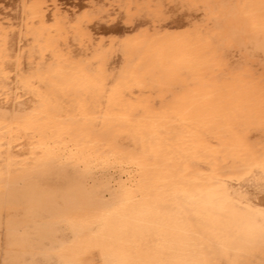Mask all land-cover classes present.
I'll use <instances>...</instances> for the list:
<instances>
[{
  "label": "flooded vegetation",
  "instance_id": "obj_1",
  "mask_svg": "<svg viewBox=\"0 0 264 264\" xmlns=\"http://www.w3.org/2000/svg\"><path fill=\"white\" fill-rule=\"evenodd\" d=\"M116 24L117 20L111 25ZM38 35L43 37V34ZM57 36L59 35H49L46 38L51 37L49 43H53L54 40H57ZM69 37L73 38L74 36L65 34L63 39L68 42L70 41ZM111 46L105 49L101 46L96 49L100 51L104 49L102 50L104 61L100 63L101 66L98 70L92 69L94 63L90 62L87 67L76 70L74 73L75 67L70 62L61 66L59 70L52 71L51 67L58 63L54 60L48 63L49 51L44 52V61L34 72L27 71L29 66L22 61L17 84L30 93H39L42 101L0 105V120L37 129L48 125L47 123L37 124L40 120H49L63 124V126L74 125L71 128L73 131L84 130L89 132L88 136L95 135L101 140L112 142L106 147L81 146L80 151L109 153L111 156L100 154L93 159H84L78 164L79 167L112 170L119 165L111 161L124 157H131L138 163V166H121L135 171L133 177L139 178L138 187L135 190L127 191L128 204L114 215L115 219L113 220L116 222L110 220L109 223L112 226L115 225V229L122 230L124 228L123 230L126 232L130 231L129 233L135 234L141 243L159 236L170 246L161 255L127 257L121 259L122 264H133V262L142 264H264V218L248 208L238 207L225 201L219 203V199L210 196L215 192L225 191V188L214 189L203 195L197 194L199 195L198 199L186 202L193 206L178 208L185 201V196L177 193L172 194L169 192L170 189L178 184L183 186L203 184H196L188 179L194 175L193 172L179 173V166L176 163L180 164L183 161L176 156L179 150L173 148L148 150L149 147L142 144V141L149 139L156 145L157 135L165 132L161 128L154 129L149 126V123L178 129L180 128L178 123L187 121L191 122L189 124H216L247 119L255 121L264 117V112L224 110V107L233 104L227 101L225 103H122L126 101V96L142 92L144 89L166 91L199 84L207 87V85L223 80L218 75L207 78V81L204 80L206 73L213 72L212 67L205 65L204 67L194 64V67L199 66V69H204V72L200 73V76L189 78L187 75L193 64H183L182 61H179L181 65L177 64L178 67L174 66L176 62L174 64L169 61H167L168 64L167 62L155 63L154 66V63L152 64L150 61V63L144 61L133 64V58L143 52L141 47L133 45L122 50L114 45ZM5 49L4 52L1 51V57L9 56V53L8 55L4 54L8 52L7 47ZM36 52L34 47L27 49L21 54L20 60H25L28 56L33 58ZM121 53L128 56V59L118 72L112 67V63L115 55ZM2 64L6 66L7 63L4 61ZM4 65V69L0 68V74L3 71L6 72ZM45 72L47 74L43 75ZM93 72H96L97 75ZM149 72L153 75H149ZM11 79L12 76H0V89H4L2 94L11 95L9 92V89H12ZM227 81L229 80L225 79L223 82ZM258 82L260 83V81H255V83ZM230 83L232 88L239 89L257 87L261 84L256 85L252 81L241 79L231 80ZM112 84L118 88L110 95H106ZM197 95L199 94H194L193 97ZM218 96L214 95L212 100L232 98L223 94ZM238 97L245 100L241 104L264 102L261 96L255 97V95H247L245 98L237 96L232 99L237 100ZM106 99L113 103H104ZM76 101L82 103H74ZM216 130L220 137L221 135L226 136L220 127L214 125L199 126L186 131L182 129L189 139L200 143L192 146L189 150L190 153L204 155L218 161L211 170L224 173L225 171H221L224 166L221 162L223 157L219 154L224 148L213 149L204 146L211 133ZM140 135L143 140L137 138ZM163 142L164 139L159 138L158 143L162 144ZM190 153L181 155V158L188 160L194 168H206V164L192 161ZM138 196H141L140 201L135 200ZM163 209L165 211H162Z\"/></svg>",
  "mask_w": 264,
  "mask_h": 264
},
{
  "label": "rangeland",
  "instance_id": "obj_2",
  "mask_svg": "<svg viewBox=\"0 0 264 264\" xmlns=\"http://www.w3.org/2000/svg\"><path fill=\"white\" fill-rule=\"evenodd\" d=\"M42 1H39V0H22L21 1L20 0V3L16 6H14L13 8H11V7L6 8V7L0 6V42L2 41L3 38L8 36L6 34V32L8 33V31H9V33H8L9 35H11L10 32H12V34L14 33V42H13L14 44L13 43L11 44L10 49H11V51L14 50L13 53L15 54V56H13L14 54H12V56H8L9 58H11L10 62L11 63L13 62L12 64L10 62H8V60H6V59H9L7 57L5 59H0V63H2L4 60L8 62L6 64V66H8L6 69L9 70V71L7 70L6 72L3 71L0 74V76H6V75L12 76V79L10 80L11 85H12V87H11L12 89H9V92H11V95L2 94V91L4 89H0V105H4L5 103H11V104L38 103V102L42 101L41 95L39 93H30L29 91L23 90L22 88H20L19 85L17 84L18 83V81H17L18 80L17 79L18 73H19V69L21 68L20 66H21L22 61H24L27 66H29L27 71L34 72V71H36V69L40 65V63L42 61H44V58H43L44 52L49 51L50 54L48 57V63H51L53 60L58 63V65L51 67L52 71L59 70L61 68V66H64L70 62H72L71 65L73 67H75V69L73 70L74 73L76 72V70H81L82 68L87 67V65L90 62L94 63L92 69L96 70L101 65L99 63L104 61V55L102 54L103 53L102 50H104V49H102L101 51L96 50V49L101 47L100 45L103 43H107L105 45L107 47H109L108 45H110V44H113V43L116 44L117 43L118 45L119 44L122 45L121 47L123 49L126 47H131L133 45H135L137 47H141L143 49V52L138 53L133 58V60H134L133 64L143 63L144 61H146L147 63L151 62L154 64L155 63L163 64V63H166L167 61L172 62V63H174L176 61H182L183 63L187 62L188 63L187 65H190V64H195V65L200 64V66H202V65L209 66L210 65V67L212 66L213 72L212 73H206V77L204 78V80H206L209 77H213L215 75H218V77H220L223 81L225 79L229 80L227 82H223V81L215 82L212 85H207V87H203L201 84H199V85H195V86L178 87V88H174V89H170V90H166V91H162L161 89H154L152 91H149V89H144L142 92H137V93L130 94L129 96H126L125 97L126 101H124L122 103H225L227 101L228 103H233V104H231L227 107H224L223 108L224 110L249 111V112H260V111H262V112H264V103L263 104L262 103H244V104H241L245 100L239 99V98L237 100H233V99L226 100L225 98L224 99L217 98L215 100L214 99L212 100V98H214L213 97L214 95H216V97H217L218 95L223 94L226 97H229V96L232 97L234 94H232L231 92L238 93L241 96H247V95L253 96V95H258L259 93L264 92V85H261V84L258 85L257 87H248L246 89H239V88H232L231 87L230 82H231V80H234V79H237V80L241 79L243 81L249 80V81L255 82V81H259L261 79H264V77L261 78V76L260 77L257 76V75H260V73L256 74L257 73L256 68L252 69V65L256 63V61H254V59H251V58L248 59V57L247 58L242 57L244 54L246 55V50H247V53L249 51L248 47L245 45H249L250 40L251 39L253 40V38L248 37V39H249L248 40V39H246V37L244 39V35H242L243 39H241V37L238 36L237 38L239 39V37H240L241 40L239 42H237L236 46L231 47L232 49L228 48L230 46L227 44V41H225V42L220 41V40H222L221 38H223V37H221V35H222V33H224V30H222V32H220L221 30L217 31L220 28L217 30L214 28L216 26L215 24L220 25V23H221V25H220L221 28H222V26H223V28H225V27H227V25H225L227 23L225 22L224 18H223L224 20H222L223 23L220 22L222 19V16L220 14H217L214 11V9L209 11V10H206L204 8L200 9V8L196 7V9H198V10L195 9V11H194V7H192V6H187L186 8H184L185 6L181 7L180 9H182V12L186 13L185 17H184L185 19L183 22L184 25H182V27L177 28V29H169L168 30V29H155L156 26L158 27L159 23L153 21V19H152L153 17H151L148 14L145 15L144 17H142V19L140 18L141 21H138L137 24L130 21L128 18H125V16H124V15L129 16L130 8L137 7L138 5L146 6V7L149 6L148 7V12H149L153 9L152 7L157 5L158 0H156V1L155 0H142L138 4H136V3L132 4L130 0H96L95 3L92 0H83L82 4L86 5L87 6L86 8H84L83 10L79 9L80 11L78 12V9L76 10L75 7L69 6V8L72 7V9L70 8L71 11H67V14H66V12H64L65 13L64 14V13H61L62 11H58V9H56L54 7L55 4L51 5L52 3H50V7H48L49 2L46 3L47 1H43L45 3L44 4ZM90 1H92V2H90ZM204 1L209 2V0H204ZM210 1L214 5L217 6V5L221 4L222 0L221 1L220 0L219 1L218 0H210ZM225 1L226 2H223L224 6H226V3L228 5H231L232 7L237 6V9L234 10L235 12H233L234 16L243 14L242 17H245L246 16L245 14H247L249 10H252L253 8L257 7L258 4L262 3L264 0H254V1H252V0H228V1L225 0ZM244 3H245V5H243ZM232 4H236V5H232ZM91 6L93 7V9L91 8ZM88 7L91 9H89ZM101 7H102V9H101ZM35 8H36V10H37V8L38 9L42 8L41 10H39L42 13L40 12L41 14L40 13L37 14L35 12L36 11ZM65 8H68V7H65ZM65 8H64V10L66 11ZM187 8L188 9L190 8V9L188 10ZM86 9H88L89 11H91V10L92 11H94V10L98 11V9L99 10L101 9L100 11L102 13L108 12V11L113 12V11H119L120 10V11H123L122 12L123 14L121 15L122 19L120 17H119L120 19L119 18L116 19L114 16L112 18L111 17L108 18L107 20L104 19L105 21L100 20L101 22H99V23L97 21V24H99L101 29H104V30H100L99 28H94V30H95L93 32L94 34L93 35L91 34V36L89 35L86 38V37H83V35L86 34L88 31H90L89 30L90 28L89 29L86 28V29H88V31H85V30H83V29H85V27H81V26L85 25V23H84L85 20L88 23V20L90 19L88 24H91V18L90 17L87 18V16H85V14H87L86 11H88ZM20 10H22V12ZM74 10H75V12H78V13L73 12ZM183 10H185V11H183ZM39 11H37V12H39ZM100 11H99V13H100ZM11 12H13V13H11ZM16 12H17V18L14 21H11L9 18V13H11V14L15 13L16 14ZM68 12H70L69 15H68ZM71 14H73V15L71 16ZM44 15L47 16V17H45L46 19H44ZM64 15L69 16V17H64ZM247 16H248V14H247ZM205 17L208 20L211 18V20H209L211 22H207V20H205ZM220 17H221V19H220ZM83 18H85L84 21H82ZM212 18H214L216 20H214ZM255 18H256V20L251 17V19H253V21H249V22H248V20H251V19L246 20V17L244 18V24L242 26H239L240 29H242L244 27L243 29L246 30V32L244 34H246L249 31H250L249 32L250 35L254 34V33L257 34V33H260L262 31L263 28L261 29V31H258V30L262 27V25H261L262 22L264 23V17L263 18H262V16L260 18L258 17L259 19L257 17H255ZM73 19H74V21H72ZM78 20H79L80 24L82 23L81 26H80ZM115 20H117V24L111 25ZM212 20H214V21H212ZM245 20H246V22H245ZM257 21L261 22V24ZM256 22L259 23V25H257ZM8 24L9 25L12 24L10 30H8V26H9ZM256 25L258 27L259 26H261V27L258 28ZM254 27L256 28V30L258 29L257 30L258 32H256ZM69 28L74 30V31H72V30L69 31L68 30ZM197 28L200 30V31L198 30L199 32L198 31L196 32L198 35L199 34L204 35L206 32L207 37H208L209 33L212 35L215 34L216 36L213 35L214 36L213 37L212 35H209L208 39L210 38V36H212L211 37L212 39L207 40L206 36H203V35L200 36L199 35L201 37V40L203 39V41H201L200 39H198L199 36L196 33H194V35L196 34L198 36V38H197V36L195 38L197 40H194V38L193 39L191 38L192 41H195V42H192L189 37H188V39L185 37L187 42L191 41L193 44L195 43L194 46H196L197 48L200 47V45L202 46V44H204V42H206V44H204L203 46H206L207 43L209 42L210 44L215 43V47H216V44L219 42L217 45L222 46L220 48H222V49L224 47L226 49L228 48L231 50V53H230L231 56L232 55H233V57L237 56L236 59L233 57L231 58V59H233L232 61H234V60L235 61L233 63H232V61H231V63H229L230 61H224L222 58L220 60H218L219 59L218 57H220L223 53H225L224 51H226V49L224 48L225 49V50L223 49L224 51H220L219 50L220 48L218 49L219 46H217L216 50H215L216 52H215L212 50L213 48L210 47L211 46L210 44H209L210 45L209 51H208V47H207V49H206V47H204L207 50L206 52L209 53L210 55L206 53L208 56L205 54V56L204 55L203 56L202 55L201 56L196 55V57H195L194 55H190V56H192V57H190L188 55L190 52H188V51H190V50L193 51L192 49H190L193 47V44L190 42L188 44L186 42V44H185V39L184 40L182 39V41H184V43L182 42L183 43V45H182V43H180L181 42L180 39L183 38V35L187 36L186 33H189V32H191V30H193V29L195 30ZM216 28H218V26H216ZM235 29H237V27H235ZM247 29H249V30H247ZM84 31H85V33H84ZM193 31L191 32L192 34H189L190 37L193 36ZM15 32H16V34H15ZM145 32H146V35L144 34ZM207 33H208V35H207ZM38 34H40V35L43 34V37H39ZM65 34H68L70 36H74L71 39L74 46L72 45V46L68 47L70 44H72V42L70 44L69 43L67 44V42H66L67 46H64L65 43L63 45L60 44V41L63 39ZM49 35L50 36L51 35L52 36L53 35H55V36L59 35V36H57V40H54L53 43H49V39L51 37L46 38ZM165 35H168L169 38ZM227 35L226 36L222 35V36L227 37ZM172 36H174V37H172ZM179 36H182V37L180 38ZM157 37L158 38L159 37L160 38L166 37V38H164V40L165 39L167 41L173 40L174 42L178 40V39L175 40L174 39L175 37L179 38V41H178L179 43L178 42H175V43H178L181 46H179L177 44H174V46L177 45L176 48H179L180 52H181V49L184 48L182 50H184L185 52L187 51L188 54L184 52L187 57L185 56V54L182 55L183 52L176 54L178 52V50L176 52V50L174 51L172 49H170V50L166 49L165 51L168 50L171 53L173 51H174L173 53L176 52L175 53L176 57L174 56V54L172 55L170 53L171 54L170 55L168 51H167V53L169 55L168 54L159 55L158 49L162 48V45H163L162 43H164V41L163 42H161V41L157 42V40H159ZM204 37H206L205 38L206 40H204ZM228 37L229 38H227V40L228 39L230 40L232 38V36H228ZM171 38H173V39H171ZM198 40H200L199 42H202V43L201 44L199 42L197 43ZM247 41L249 43L244 44ZM166 43L167 44H165V43L164 44L168 46L169 43L168 42H166ZM196 43H197V45H196ZM224 43H226V44H224ZM184 44H185V46L188 45V47H190L189 44H192V46L190 48H188L187 46L185 47ZM1 45H2V43H0V47H1ZM242 45H244V46H242ZM2 46L4 47V45H2ZM170 46H172V45H170ZM203 46L201 47L202 49H200V50H202V53H205ZM240 46L244 47L245 49L244 50L242 49V51L239 50L241 48ZM6 47H8V46H5V48ZM32 47H34V49H36L37 52L39 51L38 53L37 52L35 53L36 54L35 57L31 58L30 56H28L25 60H20L18 58L21 56L22 53L26 52L27 49H30ZM196 47L193 48L194 51L197 49ZM163 48H164V46H163ZM163 48H162V50H163ZM169 48H174V47H169ZM176 48H174V49H176ZM186 48L190 49V50H185ZM155 49H156V51H155ZM198 49L196 50V52L200 51ZM232 50H234L233 53H232ZM217 51H218V53L221 52V55L219 54L220 56H218V57H216L218 55ZM235 51H239V52H235ZM213 52H215L216 54H214ZM199 53L201 54V52H199ZM199 53H197V54L200 55ZM149 54L151 55V57ZM16 55H18V56L16 57ZM152 55H153V57H152ZM215 57L218 59H216ZM15 58H17V59L15 60ZM214 58L216 60H214ZM114 59H115V61H113L112 67H114V69L119 72L121 70L122 66L124 65L126 59H128V56L121 53V54L117 55L116 57H114ZM31 60H32V62H31ZM170 60H172V61H170ZM167 64H168V62H167ZM10 65H11V67H10ZM1 66H2V64H0V68H1ZM249 66H250V68L247 69ZM226 68H228V69H226ZM250 69L255 71V73H253V71L251 72ZM203 70L199 69V66L195 67L194 69L192 68L188 72L189 74L187 75V77L192 78L195 76H200V73L204 72ZM84 71L86 72V69ZM93 73L96 74V72H93ZM46 74H47V72H45L43 75H46ZM240 74H241V76L243 74H246V75H244V77H246L247 75H248L247 77H249V76L250 77L244 78V77H241ZM237 75H239V77H237ZM116 88H118V87L115 84H112L111 86H109V91L106 92V95H110V93L113 92ZM197 93L199 95H197L196 97H193V95L197 94ZM209 94H212V96H209ZM233 97H236V95H234ZM249 99L251 101V98H249ZM114 102H116V101H114ZM74 103H82V102L76 101ZM104 103H113V101L106 99V101ZM43 123L44 124L47 123L48 125H46V126L44 125V127L37 129V128H33V127H24L23 125H17L14 123H6V122H3L0 120V144H1V146L3 145V147L0 146V151H2L3 148H5V146H7L9 148V151L11 152V155L8 159L10 169H11L10 173L13 174L15 172H19L20 170L28 169L30 167V164H32V162H34L38 159V157H39L38 154L43 153L46 150L55 152L56 157H55L54 165L65 166L66 170H69L70 167L71 168L73 167V168H76V171L77 170H84L82 167L78 166V164L84 159H87V160L93 159V157H97L98 155L100 156V154L103 156H111L109 153L104 154L102 152L91 153L92 151H88V152H86L85 150L80 151L81 146L99 145V146H105L106 147L110 143H112L109 140H105V141L101 140L100 138L96 137L95 135L88 136L89 132H86L84 130L72 131L71 128L74 127V125H72L71 127H68L67 125L63 126V124H60V123L54 122V121H49V120H40V122H38L37 124L41 125ZM189 123H191V122L187 121L185 123H178L179 127H180L178 129L177 128H166L163 125H157L156 123H149V126L153 127L154 129L161 128V129L165 130V132L157 135L158 139L155 140V143H157L156 145H154V141H150L149 139L142 141L143 145H147L149 147L148 150H152L154 148H164V149L173 148V149L179 150V153H176V156L180 157V159L183 160V161H181L180 164L176 163V165L179 166V170H180L179 173L182 174L183 172H193L194 175H196V176L192 175L191 177H188V179L190 181H192L193 183H196V184L202 183L203 184V185H189V186H183L181 184H178V185L174 186L172 189H170L169 192L172 194L177 193V194H180L182 196H185V201L182 203V205H179L178 208L183 209V206H185V207L193 206V204H189L186 202L189 200L198 199L199 195H197V194L203 195L206 192L214 190V189L225 188V191L215 192V193L211 194L210 196H212V197L215 196V198L219 199V203H223L225 201V202H229L231 204L237 205L238 207H245L246 206L245 208H248L251 210L253 209L252 211H254V210L258 211V208L256 206L252 207L251 204L246 203V202H242L240 198H239L240 200H238L236 198L241 196L240 194H241V192H243L244 188H242V186L241 187H239V186L241 185L240 183H243L242 181L247 179V176H248V178H251L257 172L258 173L261 172L260 174H262V173L264 174V133H261L259 131V132H257L258 133L257 134L254 131L253 132L249 131L250 129L264 128V117L262 116L259 119H256L255 121H251V120L247 119V120H243V121L242 120L225 121V122L216 123V124L215 123H207V124L206 123H204V124L203 123H192V124H189ZM224 123H225V125H224ZM210 125L220 127L221 130H223L222 132H225L224 134H226V136L221 135V137H220L217 130L213 131L211 133L209 140L206 141V143L204 144V146L206 148H209V147H212L213 149L214 148L219 149L220 147L224 148L219 153L223 157V161H221V162L224 166L221 168L222 169L221 171H225L224 173L214 172L211 170V169H213L215 163H218V161L212 160L211 157H207L204 155H193L189 151L190 148H192V146H196L197 144H200V143L193 142L192 139H189L188 136H186V134L184 132L186 130H189V129H195L199 126H201V127L207 126L208 127ZM182 129L185 131H182ZM245 130H247L249 133H247V131H245ZM242 131H244V132H242ZM245 132H246L245 135H247L246 137L248 139L242 137ZM252 133H254L255 135L260 134L259 135L260 137L256 136V138H254L255 135L252 136ZM249 137H251L250 139L254 138V140L250 141ZM137 138H139L141 140L143 137L140 135L139 137L137 136ZM159 138L164 139V142L162 144L158 143ZM168 138H171V139H168ZM188 153H190V155H191L190 159H192V161L206 164V168H194L193 166H191L189 164L188 160H184V158H181V155H185ZM0 160L2 161V159H0ZM4 161H5V159H4ZM111 162L117 163L119 166L113 168L112 170L103 169L104 172H106V174L109 175V177L111 178V182H112L111 183L112 195H111L110 200H109L110 206L108 209L112 212L113 211L118 212L124 206H126L128 204L127 191L135 190L138 187V180H139L138 177H136V178L133 177V173H135L134 170H131V168H124L121 166L122 165L123 166H138L137 165L138 163H136V161L131 159V157H124L123 159H117L116 161L112 160ZM92 170H99L100 171V169H98V168H92ZM253 171H255L256 173ZM250 175H251V177H250ZM238 183L240 185H238ZM240 189H241V192H240ZM234 193H236V194L238 193L237 194L238 196H236V194L233 195ZM234 196H236V197H234ZM133 198H135V197H133ZM139 199H141V196H138V198H135L136 201H140ZM131 200H132V198H131ZM162 211H165V210L163 209ZM256 211H254L256 214H258L259 216L264 218V211H262V210H260L258 212H256ZM109 222H111V221L110 220L107 221V220H105V218H102V219L98 218V219H95L94 221H92L89 224V226H87L86 229L91 230L93 235L101 234V236L103 238H109V239H113L114 237L118 236V233L124 232L121 229H115V227H114L115 225L112 226ZM144 239H147V238H144ZM134 241L136 243L140 242L137 239H135ZM146 242L147 243H141V245L137 249H135V248L133 249L132 248L133 246L126 244L125 245L126 247H124L120 252H114V250H112L113 252H111L110 254L119 253L120 256L147 254L150 256H157V255H161L162 252L165 251V249H167L168 246H170V244L168 242H166L163 238H161L159 236L154 237V239H149ZM108 264H122V262L121 263H118V262L114 263L112 261V262H109Z\"/></svg>",
  "mask_w": 264,
  "mask_h": 264
},
{
  "label": "bare ground",
  "instance_id": "obj_3",
  "mask_svg": "<svg viewBox=\"0 0 264 264\" xmlns=\"http://www.w3.org/2000/svg\"><path fill=\"white\" fill-rule=\"evenodd\" d=\"M39 1H42V0H39ZM43 1H47L46 3L49 2L48 7H50V3H52L51 5L55 4L54 7L56 9H58V11H62L61 13L66 12V14H67V11H71V9H72V7H70L71 8L70 9L69 6L75 7L76 10L78 9V12L81 9L83 10L84 8L87 7L86 5L82 4L83 0H43ZM92 1H94V3H95L96 0H92ZM92 1H90V2H92ZM130 1L132 4L133 3L138 4L142 0H130ZM252 1H254V0H252ZM157 2H158L157 5L152 7L153 9L149 12H148L149 6L146 7V6L138 5L137 7L130 8L129 16L128 15L127 16L124 15V16H125V18H128L130 21L137 24L138 21H141L140 18L142 19V17H144L145 15L148 14L151 17H153L152 18L153 21L159 23L158 27L156 26L155 29H168L169 30V29H177V28L182 27V25H184L183 22H184V19H185L184 17H185L186 13L182 12V9H180L181 7L185 6L184 8H186L187 6H192V7H194V11H195L196 7L200 8V9L204 8V9L209 10V11L214 9V11L217 14H220L222 16V19L220 17V19H221L220 22H222V20L225 19V22L227 23V24L224 23L225 25H227V27L223 28V26H222L223 29L221 28V26H220L221 23L219 21L218 22L220 23V25L215 24L216 26H218V28H216V26L215 27L213 26V27L216 30L220 28L219 30H217V31L221 30L220 32H222V30H224L225 34L222 33V35H224V36H226L228 34L227 37H224L221 35V37H223V38H221L222 40H220L222 42L227 41V44L230 46L228 48L236 46L237 42H239L241 39H243L242 35H244V39H245V37H246V39H248V37L253 38V40L252 39L250 40V43L248 41L246 43H244V44L249 43V45H245L248 47L249 51L247 53V50H246V55L244 54L242 57H244V58L248 57V59H250V58L254 59V61H256V63H255L256 65L253 64L252 69L256 68V71H257L256 74L260 73V75H257V76H259V77L261 76V78L264 77V25H263L264 23L262 22V24H261V22H259L260 20L257 21L262 25V27L259 26L261 28L259 30L258 29L257 30L261 31V29L262 28L263 29L260 33H257V34L254 33L251 35L249 34L250 31L247 32L246 34H244L246 32V30L243 29L244 27L242 28L243 30L240 29V27H239V26H242L244 24V18L245 17H246V20L251 19V17L255 20H256L255 17H257V18L258 17L260 18L261 16H262V18L264 17V1L262 3H259L257 7L253 8L252 10H249L247 13L248 16H247V14L244 13L246 15L245 17H242L243 14L234 16L233 12H235L234 10L237 9V6L232 7L231 5H228L227 3H226V6H224L223 2H226L225 0L224 1L222 0L221 4L219 3L220 5H217V6L214 5L210 0H209V2L204 1V0H158ZM19 3H20V0H0V6L6 7V8L7 7L13 8L14 6L18 5ZM232 5H236V4H232ZM243 5H245V3ZM65 7H68V8H65ZM64 8L66 9V11L64 10ZM91 8L93 9L92 6H91ZM91 8H89V9H91ZM41 9L37 8V10H36V8H35V10H36L35 12L38 14L41 12V11H39ZM101 9H102V7H101ZM86 10H88V9H86ZM100 10L98 9V11L97 10L86 11L87 14H85V16H87V18L88 17L91 18V24H88L90 19L88 20V23H87L85 18H83L82 21L85 20V22H84L85 25L81 26L82 23L80 24V22L78 20L80 26L85 27V29L82 28L83 30L88 31V29L90 28L89 29L90 31H88L86 34H84L83 37L87 38L89 35L90 36H91V34L93 35L94 34L93 32L95 31L94 28H99L100 30H104V29H101L99 24H97V21L99 23V22H101L100 20L105 21L104 19L107 20L108 18H110V17L112 18L114 16L116 19H118L119 17L122 19L121 15L123 14L122 13L123 11H120V10L119 11H113V12L108 11V12L102 13ZM196 10H198V9H196ZM20 11L22 12V10H20ZM37 11H39V12H37ZM99 11H100V13H99ZM183 11H185V10H183ZM73 12H75V10ZM78 12H75V13H78ZM11 13H13V12H11ZM11 13H9V18L11 21H14L17 18V12H16V14L15 13L11 14ZM69 13L70 12H68V15H69ZM72 15L73 14H71V16ZM45 17H47V16L44 15V19H46ZM64 17H69V16L64 15ZM212 19H214V18H212ZM253 19L248 20V22L253 21ZM205 20H207V22H211V21H209V20H211V18L208 20L205 17ZM214 20H216V19H214ZM214 20H212V21H214ZM246 20H245V22H246ZM72 21H74V19ZM165 21H167V23H165ZM257 22H256V24L259 25V23H257ZM11 25H9L10 27L8 26V30H10ZM235 27H237L238 30L235 29ZM86 28H88V29H86ZM249 29H247V30H249ZM68 30L71 31L72 29L69 28ZM193 30H191V32ZM195 30H194L195 32L193 31L192 37H190V35H189V34H192L191 32L186 33L187 36L183 35V38H181L182 36H179L181 38L180 43H182V42L184 43V41H182V39L183 40L185 39V44H186V42H187L186 38L188 39V37L190 38L191 41L193 38H194V40H197V39H195L196 36L198 35L196 32L199 29L197 28ZM255 30H256V28H255ZM257 30H256V32H258ZM72 31H74V30H72ZM85 31H84V33H85ZM8 33H9V31H8ZM8 33L6 32V34L8 36L3 38L4 40L2 39V41L0 42V43H2V45H4V47L2 45L0 47V55H1V51L4 52L6 50L5 46H8L7 47L8 52H5L4 53L5 55H8V53H9V56H12V54H14L13 53L14 50L12 49L13 51H11V49H10L11 44L14 42V33L12 34V32H10L11 35H9ZM194 33H196L197 35L196 34L194 35ZM15 34H16V32H15ZM144 34L146 35V32ZM199 35L202 36L203 34L202 35L199 34ZM207 35H208V33H207ZM209 35H212V34L209 33ZM209 35H208V37H209ZM213 35L216 36L215 34H213ZM165 36L168 37V35H165ZM198 36H197V38H198ZM200 36L198 39L201 40ZM203 36H206V32ZM212 36H210L209 39H212L211 38ZM228 36H232L233 39L230 37L231 39L227 40V38H229ZM238 36H240L241 39H240V37L238 39L237 38ZM160 37L159 38L157 37L159 39V40H157V42H160V41L163 42L164 41L165 44H167L166 42H168L169 44L167 46L164 43H162L163 44L162 48H163V46H164V48L165 47L166 48L165 49L163 48V50H162V48L158 49L159 55L168 54L167 53L168 50L164 51L166 49H169V50L172 49L174 51L176 50V52L178 50L177 53L175 52L176 54L183 52L182 55H184L185 53H187V51L185 52L184 50H182L184 48L181 49V52L179 51V48H176V46L179 45L178 44L179 38H176L177 36L174 39L175 40L178 39L177 41H175L178 43H175L173 40L172 41H170V40L167 41L166 39L164 40V38H166V37H164V38H160ZM172 37H174V36H172ZM206 37H204V40H206V39L209 40L208 37L207 38ZM69 38H68V40H70V41L67 42L66 40L62 39L60 41V44L63 45L65 43L64 46H67L68 43L70 44L72 42V40H71L72 38H70V39ZM171 39H173V38H171ZM200 40H198L197 43ZM191 41H189V42L190 43L195 42V41H192V42ZM201 41H203V39ZM66 42H67V44H66ZM189 42H187V44ZM183 43H182V45H183ZM197 43H196V45H197ZM199 43L201 44L202 42H199ZM103 44H101L100 46L104 47V49L109 48L110 45H114L115 47L123 50V48L121 47L122 45H120V44L118 45L117 43H116L117 45L114 43L110 44V45H108L109 47L105 46L107 43H103ZM174 44H177V45L174 46ZM185 44H184V46H185ZM192 44H189L190 47L192 46ZM204 44H206V42H204ZM204 44H202V46ZM209 44L210 43L208 42L206 46H203L205 53H202V50H200V49H202L201 48L202 46L200 45V47H198L199 48L198 49L196 46H194L195 43L193 44L192 48H190V47H188V45H186L188 48L192 49L193 51H191L190 49H187V48L185 50H190V51H188L190 53L189 54L187 53L189 56L190 55H194L195 57H196V55L197 56H201V55L205 56V54L207 53L206 52L207 47H208V51H209L210 47L213 48L212 49L213 51H215L216 47L219 46L216 44V47H215V43L210 44L211 46ZM224 44H226V43H224ZM72 45L74 46L73 42L68 47H70ZM170 45H172V46H170ZM179 46H181V45H179ZM242 46H244V45H242ZM242 46H240L241 48L239 47L240 49L238 48L241 51H242V49L243 50L245 49ZM169 47H174L176 49L169 48ZM194 47H196L198 50H200L199 52H201V54L198 51L196 52L197 49L194 51V49H193ZM204 47H206V49ZM220 47H222V46H219L218 49ZM228 48L227 49L225 48L226 51H224L225 49L223 50L222 48L219 49L220 51L225 52V53L222 52L224 55L223 54L221 55V52L218 53L219 50L217 49L218 55L216 57H218L220 55L221 56L218 57L219 59L216 57L215 58L218 60H220L222 58L224 61H230L229 63H231V61L233 60V59H231L233 57V55L232 56L230 55L231 50ZM120 49H119V51H120ZM34 50H36V49H34ZM155 51H156V49H155ZM160 51L161 52L163 51V53H161ZM233 51L234 50H232V53H233ZM164 52H166V53H164ZM168 52H169V54L171 53L170 51H168ZM173 52L171 54L172 55L174 54V56L176 57V54ZM215 52H213V53L216 54ZM235 52H239V51H235ZM197 53H199L200 55H198ZM207 54H209V53H207ZM18 55H16V57ZM13 56H15V54ZM185 56H186V54H185ZM115 57H116V55H115ZM150 57H151V55H150ZM152 57H153V55H152ZM190 57H192V56H190ZM236 57H233V58L236 59ZM5 58L6 57L3 55L0 59H5ZM7 58H9V57L7 56ZM18 58L20 59V57H18ZM215 58H214V60H216ZM9 59H6V60H8V62H10L11 58H9ZM16 59L17 58H15V60ZM114 61H115V59H114ZM234 61H232V63ZM8 62L6 61V63H8ZM110 62H112V61H110ZM2 63H0V64H2ZM177 64H180V62L176 61V65H174V66L178 67ZM183 64H188V63L186 62ZM3 65L4 64H2L1 67H3ZM154 65L155 64H153V66ZM156 66H158V65H156ZM192 66L194 67V64ZM202 66H204V65H202ZM250 66L247 69H249ZM5 67L7 68L8 66H5ZM10 67H11V65H10ZM99 68L100 67H98L96 70H98ZM3 69H4V67H3ZM226 69H228V68H226ZM252 69H250L251 72L253 71ZM7 70L8 69H6V71ZM96 72H98V71H96ZM149 73H150L149 75H153V74H151V72H149ZM253 73H255V71H253ZM244 75H246V74H243L242 76L240 74L241 77H244ZM247 76L244 78L250 77V76L249 77H247ZM237 77H239V75H237ZM259 81H260L261 85H264V79H261ZM260 83L258 82L255 84L257 85ZM252 84H251V86H252ZM231 93L236 95V97L241 96L238 93H234V92H231ZM233 96H232V98H233ZM257 96H261L263 101H264V92L259 93ZM257 96L255 95V97H257ZM241 98H243V96H241ZM244 98H245V96H244ZM234 99H237V98H234ZM259 103H261V102L259 101ZM224 125H225V123H224ZM247 130H245V131H247ZM249 131L250 132L254 131L255 133L260 131L261 133H264V128H259V129L255 128V129H250ZM242 132H244V131H242ZM247 133H249V132L247 131ZM245 134H246V132L243 134V136L242 135L241 136L243 138H247L246 137L247 135H245ZM254 135L255 134L252 133V136H254ZM259 135H255L254 138H256V136L260 137ZM251 137H249V139ZM254 138L250 139V141L251 140L253 141ZM0 146H1V144H0ZM1 147H3V145ZM10 155H11V152L9 151V148L7 146H5V148H3L2 151H0V159H2V161L0 160V264H108L109 262H112V261L114 263H117V262L120 263L122 261L121 259H124L127 257L128 258H135V257L139 258V257H143V256L147 255V254H144V255H137L136 254L137 256L136 255L120 256L119 253L110 254L111 252H113L112 250H114V252H120L124 247H126L125 246L126 244L133 246L132 247L133 249L134 248L137 249L141 245V242L136 243L134 241L138 237L136 238L135 234L129 233L130 231L126 232V230H123L124 228L122 229L124 232L118 233V236L114 237L113 239L103 238L101 236V234L93 235L91 230L86 229L87 226H89V224L92 221H94L95 219H98V218H101V219L105 218V220H107V221H109V220L112 221L113 219H115L113 217L117 213L114 211L112 212L108 209L110 206L109 200H110V197L112 195V193H111V188H112L111 183L112 182H111V178L109 177V175L106 174V172H104L103 169H100V171H99V170H92V168H96V167H82L84 170H77L76 171V168L70 167L69 170H66L65 166L54 165L55 157H56L55 152L46 150L45 152L38 154V156H39L38 159L36 161L32 162V164H30V167L28 169L20 170L19 172H15L12 174V173H10L11 169H10V165H9V161H8ZM3 158L5 159L6 162L4 161ZM253 172H255V171H253ZM260 173L257 172L253 177H251V175H250L251 178H248V176H247V179L246 180L243 179L244 180V181H242L243 183H240L241 185L238 183V185H240L239 187L242 186V188H244V190L242 189L243 192H241V189H240V192H241L240 195L241 196L239 195L240 197H237L236 199H238V200L241 199L242 202L249 203V204H251L252 207L256 206L258 208V211H260V210L264 211V174L263 173L260 174ZM235 194L236 193H234L233 195H235ZM237 194H236V196H238ZM236 196H234V197H236ZM254 211H256V210H254ZM258 211H256V212H258ZM115 222L116 221H114V223ZM148 256H150V255H148ZM133 264H142V263L133 262Z\"/></svg>",
  "mask_w": 264,
  "mask_h": 264
},
{
  "label": "snow or ice",
  "instance_id": "obj_4",
  "mask_svg": "<svg viewBox=\"0 0 264 264\" xmlns=\"http://www.w3.org/2000/svg\"><path fill=\"white\" fill-rule=\"evenodd\" d=\"M165 23H167V21H165Z\"/></svg>",
  "mask_w": 264,
  "mask_h": 264
}]
</instances>
